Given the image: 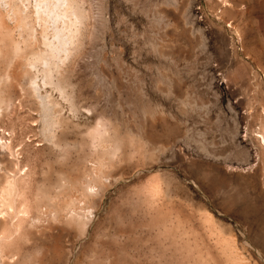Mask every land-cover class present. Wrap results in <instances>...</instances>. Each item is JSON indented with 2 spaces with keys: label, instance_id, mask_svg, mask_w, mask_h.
Listing matches in <instances>:
<instances>
[{
  "label": "rangeland",
  "instance_id": "374dc122",
  "mask_svg": "<svg viewBox=\"0 0 264 264\" xmlns=\"http://www.w3.org/2000/svg\"><path fill=\"white\" fill-rule=\"evenodd\" d=\"M83 6L82 70L74 54L54 143L41 101L0 87V160L11 172L20 164L17 206L30 214L0 216L2 264H148L151 216L171 213L193 230L203 209L264 264V0ZM98 121L119 161L99 146ZM92 167L108 175L107 189L91 202L69 199ZM154 186L167 192L158 212ZM60 196L79 214L64 215Z\"/></svg>",
  "mask_w": 264,
  "mask_h": 264
},
{
  "label": "bare ground",
  "instance_id": "6f19581e",
  "mask_svg": "<svg viewBox=\"0 0 264 264\" xmlns=\"http://www.w3.org/2000/svg\"><path fill=\"white\" fill-rule=\"evenodd\" d=\"M83 1L85 0H0V65H3L0 72V87L11 83L20 95H31L41 101L46 136L51 143L56 141L55 128L67 118L63 111L66 108L62 107V103L67 101L70 92L69 85L63 77L65 69L75 55L76 68L82 70L83 28L86 16ZM51 95H58L59 99L54 100ZM0 99L2 102L1 97ZM100 121L97 123L98 127L107 135V139H102L99 146L108 149L107 152H113L114 159L119 161L122 157L121 147H115L109 129ZM262 141L264 143V136ZM13 147V144L6 147V151L11 155L15 151ZM2 160L0 176L3 174L4 183L0 184V216L6 219L7 214L20 213L19 217L30 218L24 207L19 209L17 206L21 199L17 188L21 175L20 164L16 163L14 171L11 172L7 170ZM99 169L100 167L90 168L89 178L87 180L84 178L85 181L71 189L67 195L69 199L91 202L94 190H97L94 192L106 190L109 186L108 175ZM66 181L74 182L68 177ZM160 188L154 186L150 195L147 193L152 199L151 202L148 198L151 202L150 209L155 208L156 212L159 208H156L155 202L166 198V191ZM67 196L62 197L63 206L60 211H63V214L77 213L75 204L66 202ZM49 213L54 214V211ZM202 214L204 216L202 223L193 230L181 228L180 224L171 218L173 215L170 217L171 213L167 218L158 213L151 216L148 224V264H257L247 253L244 245L238 242L231 228L226 226L228 224L218 223L217 218L208 213V210L203 209ZM156 216H160L157 221ZM17 228L19 230V227ZM6 238L5 235L0 236V246ZM155 238L159 244L156 253ZM2 258L0 254V264L3 263Z\"/></svg>",
  "mask_w": 264,
  "mask_h": 264
}]
</instances>
